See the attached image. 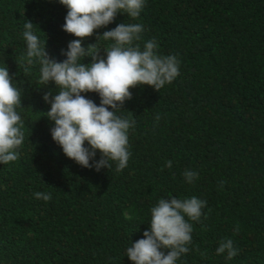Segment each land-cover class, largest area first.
Returning a JSON list of instances; mask_svg holds the SVG:
<instances>
[{
	"label": "trees",
	"instance_id": "1",
	"mask_svg": "<svg viewBox=\"0 0 264 264\" xmlns=\"http://www.w3.org/2000/svg\"><path fill=\"white\" fill-rule=\"evenodd\" d=\"M66 14L59 0H0V68L21 92L25 137L18 160L0 164V264H133L127 248L150 230L151 208L172 197L207 202L176 264H264V0H145L139 17L118 13L82 41L106 58L114 41L97 35L141 24V50L154 40L159 55L180 61L173 82L130 89L117 111L135 120L120 172L111 161L110 170L81 167L52 139L43 96L59 90L40 83L38 60L27 63L24 22L62 62L77 39L63 30ZM82 95L100 105L98 94ZM186 170L198 178L188 183ZM227 239L238 250L231 260L216 252Z\"/></svg>",
	"mask_w": 264,
	"mask_h": 264
},
{
	"label": "clouds",
	"instance_id": "2",
	"mask_svg": "<svg viewBox=\"0 0 264 264\" xmlns=\"http://www.w3.org/2000/svg\"><path fill=\"white\" fill-rule=\"evenodd\" d=\"M59 3L67 8L63 30L77 38L70 41L67 51L63 52L65 60L57 62L49 58L46 42L42 43L33 33L31 21L24 22L23 32L27 63L31 65L34 59L38 60L40 83L54 82L59 90L55 96L51 92L43 96L51 105L47 118L54 121L52 139L66 157L81 167L94 168L97 172L102 168L110 170L111 161L120 172L127 167L131 156L128 133L135 126V120L122 118L117 111L132 99L130 89L147 85L159 92L173 82L180 74V61L175 55H159L154 40L146 42L141 50L135 43L145 31L141 24L121 23L97 35V38L114 41L110 48L104 49L106 58L100 56V50L92 51L95 45L83 47L85 38L113 23L118 13L139 17L145 0H59ZM87 56L92 62L82 63ZM29 71L25 68V73ZM82 93L98 94L100 105ZM21 106V92L14 85L13 77L6 67L0 68V164L19 158L17 150L25 138L24 121L17 112ZM159 119L157 115L156 120ZM97 151L99 160H95ZM171 166L172 162L168 161L166 167ZM184 177L192 183L198 174L186 170ZM34 195L45 202L52 199L51 193L36 192ZM206 203L196 197L160 199L150 210V230L144 231V238L127 248V257L133 264H176L189 252L193 231L189 221L200 222ZM216 252L226 253L229 260L238 254L231 239L221 241Z\"/></svg>",
	"mask_w": 264,
	"mask_h": 264
}]
</instances>
